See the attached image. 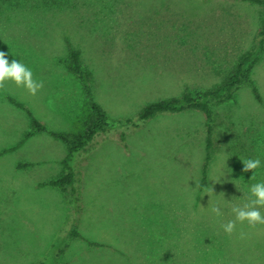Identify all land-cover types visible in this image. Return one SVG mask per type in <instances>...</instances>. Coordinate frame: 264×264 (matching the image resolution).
Returning <instances> with one entry per match:
<instances>
[{
	"label": "rangeland",
	"instance_id": "374dc122",
	"mask_svg": "<svg viewBox=\"0 0 264 264\" xmlns=\"http://www.w3.org/2000/svg\"><path fill=\"white\" fill-rule=\"evenodd\" d=\"M263 16V5L242 0H0V51L43 82L34 96L12 81L0 88V264H264V225L237 222L231 235L221 227L264 182V49L251 75L261 100L243 81L233 100L210 106L201 189V113L124 122L149 101L223 81ZM69 49L91 71L108 122L98 145L71 161L79 205L70 189L47 184L60 174L65 144L44 132L19 143L29 119L8 101L49 130L81 131L89 108L65 66ZM257 158L260 167L243 171V160ZM75 228L84 240L67 233Z\"/></svg>",
	"mask_w": 264,
	"mask_h": 264
},
{
	"label": "trees",
	"instance_id": "16d2710c",
	"mask_svg": "<svg viewBox=\"0 0 264 264\" xmlns=\"http://www.w3.org/2000/svg\"><path fill=\"white\" fill-rule=\"evenodd\" d=\"M12 1V0H3ZM250 3H255L264 6V0H242ZM264 49V16L260 22L259 28L255 36L254 45L247 49L238 59L233 69L227 74L225 79L220 83L208 87L205 89L197 90L194 93L184 90L178 95L169 96L159 100L151 101L144 104L136 115V120L132 118H126L125 123L131 127H136V121H145L153 118L154 116L162 113H174L182 112L184 110L197 111L203 116V124L205 128V144H204V158L201 162L200 168V182L199 189L206 185L207 167L211 159V149L213 146V132H214V117L210 108L213 103H221L229 100H233L237 93V89L243 81L248 82L251 85L254 97L260 101L261 96L256 87L254 81L251 79L254 66L259 58L260 53ZM65 66L69 72L76 76L79 80L81 87L84 91V96L89 108V114L87 115L83 128L81 131L75 133H67L62 131L49 130L37 120L32 113L24 106V104L8 97V101L22 109L29 119V129L24 132L22 139L19 143L23 142L30 135L37 132H45L50 134L53 138L62 141L66 146V155L61 160L60 174L47 182V184L58 187L62 192L67 191L70 196L67 198H73L74 202L80 204L79 197L77 198L78 185L76 177H74V170L71 161L76 152L85 147H92L98 141V136L107 130L108 122L104 109L93 98L90 91V78L91 71L82 66L80 57V51L78 49H69L67 57L65 59ZM120 140H123V134L120 135ZM12 146L9 149H14ZM74 194V197L72 196ZM67 202L72 206V202ZM69 231V232H68ZM67 231L71 237L82 238V234L75 228ZM91 245H97L91 242ZM32 264H45L40 260L35 261Z\"/></svg>",
	"mask_w": 264,
	"mask_h": 264
},
{
	"label": "clouds",
	"instance_id": "9594fccd",
	"mask_svg": "<svg viewBox=\"0 0 264 264\" xmlns=\"http://www.w3.org/2000/svg\"><path fill=\"white\" fill-rule=\"evenodd\" d=\"M7 54L0 51V88L5 87L7 81L14 82L18 87H24L31 95H36L37 91L43 87V82H37L32 77V72L20 61L13 59L11 62L6 58ZM243 171L255 170L261 166V161L257 159L243 160ZM211 198L213 189L205 191ZM204 193V194H205ZM264 208V182L252 184L249 188V199L242 206H233L231 211L235 215L234 220H230L221 227L231 235L236 230V224L247 222L250 228H256L257 225H264V213L261 212ZM211 212L220 216L221 210L218 205L211 207ZM246 234L241 231L240 238H245Z\"/></svg>",
	"mask_w": 264,
	"mask_h": 264
},
{
	"label": "crops",
	"instance_id": "0c3cea01",
	"mask_svg": "<svg viewBox=\"0 0 264 264\" xmlns=\"http://www.w3.org/2000/svg\"><path fill=\"white\" fill-rule=\"evenodd\" d=\"M75 76V75H74ZM76 77V76H75ZM79 81V80H78ZM172 96H174V95H172ZM166 98V97H165ZM162 99V98H161ZM157 100H159V99H157ZM153 101H155V100H153ZM149 102H151V101H149ZM148 103V102H147ZM146 104V103H145ZM143 106V105H142ZM141 106V107H142ZM37 133H39V132H37ZM45 133V132H44ZM205 144V143H204ZM98 144H95L93 147H95V146H97ZM66 155V154H65ZM203 155H204V148H203ZM203 160V159H202ZM211 160V159H210ZM210 162V161H209ZM208 165H209V163H208ZM207 175H208V167H207ZM50 181V180H49ZM206 183H207V177H206Z\"/></svg>",
	"mask_w": 264,
	"mask_h": 264
}]
</instances>
